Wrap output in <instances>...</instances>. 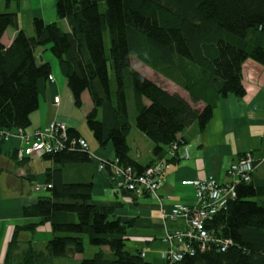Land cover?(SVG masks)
<instances>
[{"label":"trees","instance_id":"16d2710c","mask_svg":"<svg viewBox=\"0 0 264 264\" xmlns=\"http://www.w3.org/2000/svg\"><path fill=\"white\" fill-rule=\"evenodd\" d=\"M12 1L5 0V7ZM55 11L56 22L33 19L31 36L16 13H0V40L6 29L16 30L0 53V133L29 128L52 75L36 50L49 51L77 108L82 87L87 93L85 124L100 148L112 146L114 159L98 162L110 174V163L137 175L146 168L129 158L132 127L153 145L150 165L165 163L169 170L187 144L186 131H203L220 98L245 96L244 62L264 67V0H57ZM133 61L157 67L181 93L168 92ZM80 140L87 143L67 126L60 147L42 154L52 167L45 185L34 190L44 195L24 209L39 221L13 229L8 253L20 231L46 224L50 240L43 250L28 245L20 264H147L140 251L125 248L130 224L111 219L109 208L93 202L90 177H74L87 175L81 171L93 161L89 144L83 148ZM245 154L253 167L248 181H235L234 196L205 219L207 247L192 243L177 264H264V149L240 156ZM86 246L95 249L90 257H84Z\"/></svg>","mask_w":264,"mask_h":264},{"label":"crops","instance_id":"0c3cea01","mask_svg":"<svg viewBox=\"0 0 264 264\" xmlns=\"http://www.w3.org/2000/svg\"><path fill=\"white\" fill-rule=\"evenodd\" d=\"M56 1L17 0L10 2L7 8L9 12L18 15L20 28L31 36L34 18H41L46 23L57 21ZM15 34L16 30L13 28L6 29L0 40V53L8 48ZM45 52L47 51L42 49L36 50L38 60L51 65V81L39 98L37 111L30 116V126L22 136L10 130L9 138L0 142V264H18L26 246L43 250L51 238L50 228L46 224L37 226L34 231L22 230L17 234V247L11 254L8 253V242L13 229L39 221L25 215L24 209L44 195V191H35L34 188L45 185L47 170L52 167L49 161L42 159L40 153L18 157V153L27 147L26 140H31L35 130L50 122L64 121L68 127L79 131L87 141L81 133L85 116L91 110L87 93L82 87V106L76 110L58 62ZM244 72L252 73L247 77L248 83H244L245 96L237 98L229 95L220 98L203 131L190 129L183 134L187 144L178 148L177 161L170 165L164 175L156 198L148 195L133 198L125 191H120L119 180L113 174L98 170L99 161L114 159L112 146L108 144L100 148L94 140L91 144L87 141L93 161L84 172L81 171L87 175L74 177H90L93 202L99 207L109 208L112 212L111 219L130 224L125 248L131 253L140 251L145 263H163L161 254L166 248L163 238L168 230L175 228V223L171 220L160 219L161 213L169 212L176 204L189 207L195 205L194 190L185 185L186 182L207 177H213L219 183L229 182L226 170L232 162L243 153L264 149V82L260 83L254 76L264 73V67L247 60L242 67V80ZM250 77L253 79H249ZM127 143L131 160L142 167L153 162L152 143L133 127ZM85 249V254L89 252V257L95 252L94 248L86 246ZM79 259L76 256L75 260Z\"/></svg>","mask_w":264,"mask_h":264},{"label":"built area","instance_id":"2783aa9c","mask_svg":"<svg viewBox=\"0 0 264 264\" xmlns=\"http://www.w3.org/2000/svg\"><path fill=\"white\" fill-rule=\"evenodd\" d=\"M66 128L67 124L64 121H52L44 128L35 131L31 140H26L27 147L18 153V157L31 156L35 153L42 155L58 149ZM17 133L23 135L21 131ZM9 136V132L0 133V142L7 140ZM23 138L27 139L25 136ZM80 145L88 148L83 140H80ZM235 162L226 172L229 182L219 183L213 177L186 182L185 185L191 186L194 190L195 205L189 207L176 204L168 213H161L162 220L168 218L175 223V228L167 231L163 238L166 249L162 256L168 257V264H177L184 252H191V244L194 242L198 243L202 250L207 247L211 236L204 228L205 219L216 215L227 203L228 198L234 196L235 181L240 179L248 181V174L253 170L249 156H242ZM110 166L121 188L136 192L137 196L148 195L155 198L163 182V175L169 168L165 163L156 162L137 175L130 167L124 168L116 163H110ZM98 169L103 170L101 163ZM37 190L39 189L36 188ZM223 246L222 244L221 247Z\"/></svg>","mask_w":264,"mask_h":264},{"label":"rangeland","instance_id":"374dc122","mask_svg":"<svg viewBox=\"0 0 264 264\" xmlns=\"http://www.w3.org/2000/svg\"><path fill=\"white\" fill-rule=\"evenodd\" d=\"M9 12V9L8 8H5V0H0V13L2 12ZM8 29H11V28H8ZM48 50V49H47ZM45 53H48L51 55V53L49 51L45 52ZM45 53H43V55H45ZM52 56V55H51ZM133 67L138 70L140 73H142L143 75H145L147 78L151 79L152 81H154L155 83H157L159 86H161L162 88L166 89L168 92L170 93H173V90L176 91V92H180L181 93V90L173 84V82H171L170 80H168L167 78H165V76L160 72V70L157 68V67H151V66H147L146 64H143V63H140V62H137V61H133ZM250 74L252 73H247V72H244V80H242L243 82V85L244 83H248V76H250ZM255 77H257L259 79V82L260 83H263L264 82V73H260L258 75H254ZM249 79H253L252 77H250ZM245 87V85H244ZM70 92V91H69ZM71 93V92H70ZM72 97V95H71ZM72 102H73V97H72ZM73 105H74V102H73ZM74 107L76 108V110H79L75 105ZM81 133L86 137L87 141L89 144H91L93 141V138H92V134L90 133V131L87 129V126L85 123H83V130L81 131ZM247 153H251L250 151L247 152ZM244 154V153H243ZM243 156H246L243 155ZM240 157H238L236 160H238ZM236 163L235 161L232 162L230 165ZM145 196V195H143ZM142 196V197H143ZM261 201V200H259ZM263 202V201H262ZM160 219L162 220V218L160 217ZM168 218H165L163 220H166ZM162 220V221H163ZM172 221V220H171ZM168 230V229H167ZM169 231H172V230H168ZM28 246H26V248L24 250L27 249ZM31 247V246H30ZM89 247V246H87ZM32 248V247H31ZM92 248V247H90ZM166 249V248H164ZM14 251V250H13ZM38 251V250H37ZM24 252V251H23ZM164 253V252H162ZM11 254V253H9ZM23 254V253H22ZM84 257H89V252H87L86 254H84ZM165 256H162L161 254V259H162V264H168L167 261H168V257L164 258ZM20 258H22L21 256L19 257V261H20ZM18 261V262H19ZM19 264V263H18Z\"/></svg>","mask_w":264,"mask_h":264}]
</instances>
